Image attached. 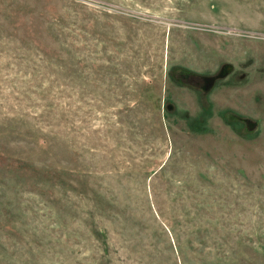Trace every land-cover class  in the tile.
<instances>
[{
	"label": "rangeland",
	"instance_id": "rangeland-1",
	"mask_svg": "<svg viewBox=\"0 0 264 264\" xmlns=\"http://www.w3.org/2000/svg\"><path fill=\"white\" fill-rule=\"evenodd\" d=\"M0 264H264V0H0Z\"/></svg>",
	"mask_w": 264,
	"mask_h": 264
},
{
	"label": "water",
	"instance_id": "water-1",
	"mask_svg": "<svg viewBox=\"0 0 264 264\" xmlns=\"http://www.w3.org/2000/svg\"><path fill=\"white\" fill-rule=\"evenodd\" d=\"M231 68L230 65H226L223 69V73H226Z\"/></svg>",
	"mask_w": 264,
	"mask_h": 264
}]
</instances>
